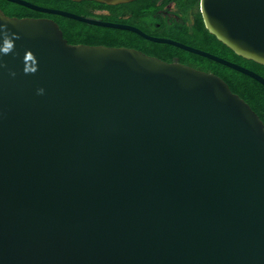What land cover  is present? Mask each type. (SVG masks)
Returning <instances> with one entry per match:
<instances>
[{"label": "water", "instance_id": "95a60500", "mask_svg": "<svg viewBox=\"0 0 264 264\" xmlns=\"http://www.w3.org/2000/svg\"><path fill=\"white\" fill-rule=\"evenodd\" d=\"M8 1L130 30L264 86L132 25ZM199 11L217 40L264 65V0H199ZM0 24L13 43L0 51V264H264V124L222 78L70 44L48 17L0 9Z\"/></svg>", "mask_w": 264, "mask_h": 264}, {"label": "trees", "instance_id": "16d2710c", "mask_svg": "<svg viewBox=\"0 0 264 264\" xmlns=\"http://www.w3.org/2000/svg\"><path fill=\"white\" fill-rule=\"evenodd\" d=\"M27 1L56 9L69 6L71 12L84 17L132 25L149 35L170 38L205 50L264 77V65L235 54L208 32L199 11V0H133L117 5H107L93 0ZM0 9L9 16H41L53 19L70 44L131 47L166 62L178 61L202 71L212 72L222 78L229 89L239 95L264 124V86L250 76L215 60L169 43L148 40L130 30L94 25L66 16L43 13L8 0H0Z\"/></svg>", "mask_w": 264, "mask_h": 264}, {"label": "clouds", "instance_id": "9594fccd", "mask_svg": "<svg viewBox=\"0 0 264 264\" xmlns=\"http://www.w3.org/2000/svg\"><path fill=\"white\" fill-rule=\"evenodd\" d=\"M0 32H3L5 34L3 47H2V49H0V51H3L4 53H7V52H9L12 49L13 43H12L11 39L7 38V27H6L5 24H0ZM37 94L42 95L43 94V89H38Z\"/></svg>", "mask_w": 264, "mask_h": 264}, {"label": "rangeland", "instance_id": "374dc122", "mask_svg": "<svg viewBox=\"0 0 264 264\" xmlns=\"http://www.w3.org/2000/svg\"><path fill=\"white\" fill-rule=\"evenodd\" d=\"M43 6V5H42ZM45 7V6H44ZM48 7V6H47ZM50 8V7H49ZM62 10H66V11H69V12H71V8L69 7V6H67V7H64V9H62Z\"/></svg>", "mask_w": 264, "mask_h": 264}, {"label": "flooded vegetation", "instance_id": "af4514ba", "mask_svg": "<svg viewBox=\"0 0 264 264\" xmlns=\"http://www.w3.org/2000/svg\"><path fill=\"white\" fill-rule=\"evenodd\" d=\"M41 17V16H40Z\"/></svg>", "mask_w": 264, "mask_h": 264}]
</instances>
